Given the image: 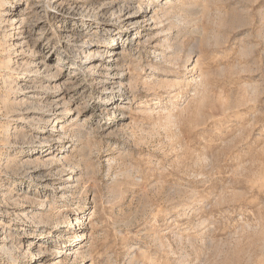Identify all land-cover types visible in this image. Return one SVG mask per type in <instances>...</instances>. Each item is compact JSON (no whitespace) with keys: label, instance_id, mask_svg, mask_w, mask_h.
Segmentation results:
<instances>
[{"label":"rangeland","instance_id":"1","mask_svg":"<svg viewBox=\"0 0 264 264\" xmlns=\"http://www.w3.org/2000/svg\"><path fill=\"white\" fill-rule=\"evenodd\" d=\"M0 27V264H264V0H0Z\"/></svg>","mask_w":264,"mask_h":264},{"label":"bare ground","instance_id":"2","mask_svg":"<svg viewBox=\"0 0 264 264\" xmlns=\"http://www.w3.org/2000/svg\"><path fill=\"white\" fill-rule=\"evenodd\" d=\"M45 8H46V12H48V9H50L51 10V4H46V6H45ZM131 18V17H130ZM130 18H127V19H130ZM11 20L13 21H11V25L12 26H14V22H15V19H13V18H11ZM128 21V20H127ZM130 22H132V19H130L129 20V23ZM136 22H133V24H135ZM1 24H3V22H1ZM137 24V23H136ZM21 25H23V23H21ZM1 28V27H0ZM13 36V35H12ZM112 54H113V51L111 52Z\"/></svg>","mask_w":264,"mask_h":264}]
</instances>
